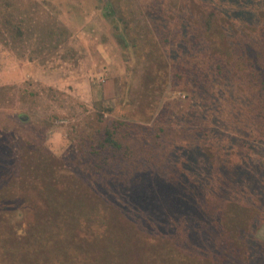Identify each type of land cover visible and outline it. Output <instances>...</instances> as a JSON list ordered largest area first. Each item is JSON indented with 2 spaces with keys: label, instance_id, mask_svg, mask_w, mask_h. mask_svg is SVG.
<instances>
[{
  "label": "rangeland",
  "instance_id": "obj_1",
  "mask_svg": "<svg viewBox=\"0 0 264 264\" xmlns=\"http://www.w3.org/2000/svg\"><path fill=\"white\" fill-rule=\"evenodd\" d=\"M5 1L29 31L14 41L0 27V264H264V91L255 95L264 80V0H192L216 10L224 65L239 79L213 104L178 88L160 62L173 55L162 40L176 28L171 19L159 34L151 25L153 4L164 0H119L139 53L116 37L108 0H0V9ZM187 1L191 29L200 20ZM48 24L55 27L49 36ZM234 32L251 39L247 54L235 50ZM150 48L163 54L149 55ZM149 66L155 81L145 94ZM193 116L218 135L217 155L231 168L214 193V170L206 165V181L193 196L167 187L160 173L100 191L77 183L94 180L77 164L85 129L93 137L110 119L146 131L159 121L187 129ZM23 140L48 148L60 194H49L42 178L48 173L20 164L15 152ZM7 145L15 151L2 153ZM184 150L176 144L174 165ZM152 154L165 159L162 148ZM26 190H42L41 197L23 200Z\"/></svg>",
  "mask_w": 264,
  "mask_h": 264
},
{
  "label": "trees",
  "instance_id": "obj_2",
  "mask_svg": "<svg viewBox=\"0 0 264 264\" xmlns=\"http://www.w3.org/2000/svg\"><path fill=\"white\" fill-rule=\"evenodd\" d=\"M170 1L155 2L153 4L152 15L150 16L153 21L151 25L158 34L164 29V26L161 24H165L167 19L168 25H165L166 28L170 30L168 23L170 21H173L176 26L174 30L168 32L165 41L164 39L162 40V43L166 42L170 44L169 46H164V48L168 51L171 50L173 55L168 57L170 58L169 61L160 59V62L164 68H168L173 82L178 88L188 93L196 92L203 99L209 101L210 104L218 102L225 84H227L226 88L228 90H233V86L238 83L235 81L238 78L233 74V71H230V68L224 65L223 49L218 43L224 37L223 31L219 27V16L215 9L210 10L212 7L209 6V10L203 9L202 7H197L195 2L190 0V9L198 12L197 20L200 21L199 24L188 29L186 28V24L187 22L189 23V20H187V13H185L188 11V1L185 0L184 5L181 6H177ZM108 6L119 42L124 46L131 45L139 53V49L137 48L138 36L133 29L131 18L127 17L119 0H108ZM3 7L0 9L1 30L3 29L2 31L14 41L23 40L29 31L26 20L13 12L10 2L5 1ZM168 7L170 8V12H167ZM169 19L171 20L169 21ZM45 29L43 32H46L47 36L55 31V27L51 24H48ZM231 40L234 41L235 46L239 44L235 49L237 52L240 51L241 47H244L243 52L245 54L248 53V45H251L249 43L251 39L246 37L245 34L234 32L232 33ZM163 51L165 53V50ZM147 53L149 55L163 54L155 48L148 49ZM257 61L262 62V59L259 58ZM252 67H254L253 64H251ZM254 69H247L246 74L249 73V76H253L255 74L253 73ZM145 71L147 72L145 76L146 88L142 87V90L146 94L152 89L150 84L155 79L153 78L151 66L147 67ZM261 85H263V90L261 91L260 88L255 89V95H262L264 80L261 81ZM166 113L169 116L171 114L170 112ZM192 118L193 120L190 122V126L192 127L187 129H176L177 127H173V123H170L171 126L165 124V121H159L156 126L150 127L146 131L145 128L143 130L142 126L134 122L117 119L107 121L103 128H98L95 131L93 137L84 134L86 133L85 129L82 133L83 149L79 148L82 150V152H79V155L83 154V157L79 159V163H73L80 164L82 169L85 168L90 171L89 174L94 180L90 178L85 180L83 178L76 180L79 181L77 183H82L80 185L87 184L96 191H100L110 187L122 188L123 186H127L126 179L136 181L146 172L151 176L160 173L161 176L167 175L164 178L166 179L164 183L167 187L176 188L182 192H184L182 189L185 187L189 189L186 194H192L193 196L194 191L202 188L201 183L204 184V181H206V170L213 169L210 188L214 193L215 190L219 189L220 183L222 184L221 177L223 179L226 174L229 176L231 168L225 164L223 157L217 155V148L220 143L218 135L212 129L207 128L206 125L199 126L200 121H203L200 117L199 119L195 118V116ZM100 120H103V117H100ZM195 120L198 121L195 122ZM23 141L17 152H15L20 155L18 159L21 160L20 164L24 167H33L34 165L37 170L41 169L44 173H48L50 176L42 177L44 180L47 179L48 184H45L46 188L49 194L51 191L54 194L57 193L60 190L59 184L52 181L51 177L53 163L55 162L54 158L50 159L52 156H50L48 148L40 141ZM173 144L175 149L176 144L185 147L181 161L175 165L173 162V153L175 151ZM208 147H214V149H209ZM155 148L156 150L159 148L164 150L165 159L163 161L161 159L158 161L154 154H152ZM8 150L10 152L15 151L9 145L1 148L2 153H6ZM74 152L75 150H72L69 154H73ZM215 158H218V160L215 161ZM82 161H85L88 169ZM205 165L208 166L207 169ZM89 167L91 168L90 170ZM162 169H166L164 174ZM3 183L9 182L4 181ZM42 190H37L39 192L36 194H30L26 190L20 194V197L25 200L32 196H40ZM218 195L221 196V193L218 192ZM46 199L47 201L51 200L50 196ZM55 199L58 201L66 200L64 196H56ZM53 211L65 214L58 208H55ZM47 217L54 216L48 214ZM37 250L38 248L35 251ZM28 253L24 254L25 259H27L26 255ZM20 262L22 261L20 260Z\"/></svg>",
  "mask_w": 264,
  "mask_h": 264
}]
</instances>
